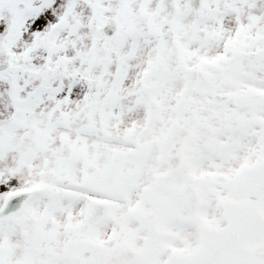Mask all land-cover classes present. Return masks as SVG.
<instances>
[{
	"label": "snow or ice",
	"instance_id": "6c2138e0",
	"mask_svg": "<svg viewBox=\"0 0 264 264\" xmlns=\"http://www.w3.org/2000/svg\"><path fill=\"white\" fill-rule=\"evenodd\" d=\"M0 264H264V0H0Z\"/></svg>",
	"mask_w": 264,
	"mask_h": 264
}]
</instances>
